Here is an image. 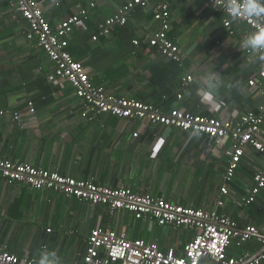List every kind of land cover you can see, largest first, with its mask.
Wrapping results in <instances>:
<instances>
[{
  "label": "crops",
  "instance_id": "1",
  "mask_svg": "<svg viewBox=\"0 0 264 264\" xmlns=\"http://www.w3.org/2000/svg\"><path fill=\"white\" fill-rule=\"evenodd\" d=\"M129 1L69 0L55 8L38 0V5L54 29L95 4L86 21L67 37L68 53L83 65L95 87L164 114L179 110L235 123L239 116L258 111L263 99L248 81L264 68V54L254 50L259 33L232 21L234 34L229 35L219 10L201 0H169L167 36L181 56L180 62L172 61L148 44L159 27L153 19L157 0H148L128 14L125 26L93 40L99 25ZM245 1L264 11V0ZM25 30L13 0H0L1 160L110 189L129 188L171 204L216 210L238 228L264 229V188L251 205L241 204L254 186L263 155L245 147L237 171L225 182L226 153L233 146L229 138L209 146L205 136L146 122L106 114L83 118L85 106L67 82L49 81L53 63L26 40ZM187 77L192 80L184 86ZM223 186L227 195L220 193ZM219 199L223 204L217 207ZM95 229L124 231L129 240L154 243L163 253L174 249L180 255L193 234L136 220L129 213L112 216L102 206L0 178V250L38 264L44 256L57 264H83L87 238ZM243 250L232 244L227 256L239 257Z\"/></svg>",
  "mask_w": 264,
  "mask_h": 264
},
{
  "label": "built area",
  "instance_id": "2",
  "mask_svg": "<svg viewBox=\"0 0 264 264\" xmlns=\"http://www.w3.org/2000/svg\"><path fill=\"white\" fill-rule=\"evenodd\" d=\"M46 1L59 8L69 0ZM168 1L156 2L153 19L159 27L148 38V44L166 58L180 62V49L167 36L170 28ZM201 1L225 15L223 27L229 35L234 34L232 21L245 24L257 33L264 32V11L249 1ZM13 2L17 14L26 22V40L35 43L53 63L54 69L49 81L63 80L72 87L75 97L85 106L83 118L91 120L93 115L106 114L118 120L146 122L153 126L213 138L215 143L219 144L229 138L233 146L226 153L228 161L224 173L225 182H230L233 178L244 156L245 147L249 146L264 156V68L258 72L256 78L248 81V85L257 89L262 96V105L256 112L239 116L235 123L222 122L212 116L193 115L179 110H171L164 114L140 101L117 97L95 87L83 65L68 53L67 37L74 26L86 21L90 10L95 7L94 3L66 17L53 29L46 21L38 0H13ZM146 4L148 0L127 2L99 25L98 35L94 36L93 40L108 36L115 26H125L128 14ZM134 45H137L136 41ZM254 50L256 53L264 54V45L258 44ZM246 53L250 55L252 51L247 50ZM191 80V77H187L183 85L186 86ZM134 136L136 137L137 134ZM0 178L7 182L23 184L36 191H52L91 206H102L112 216L129 213L136 220L152 222L159 227L182 228L193 232L192 238L184 245L180 255L174 249L163 253L154 243L129 240L124 231L117 233L110 229H95L87 238L83 264H264V251L252 256L246 251L236 258L227 256V249L232 244L237 249H243L245 245L254 242L262 249L264 229L260 230L254 226L238 228L232 218L219 214L216 210L206 211L171 204L150 195H138L129 188L110 189L10 160L0 159ZM262 188H264V163L256 171L254 186L245 192L241 204L251 205ZM220 193L227 195V188L223 186ZM222 204V199L217 200V207ZM0 264L38 263L27 257H18L0 250Z\"/></svg>",
  "mask_w": 264,
  "mask_h": 264
},
{
  "label": "clouds",
  "instance_id": "3",
  "mask_svg": "<svg viewBox=\"0 0 264 264\" xmlns=\"http://www.w3.org/2000/svg\"><path fill=\"white\" fill-rule=\"evenodd\" d=\"M254 43L264 45V32L258 34V39ZM205 99L210 100V96L206 94ZM39 264H57V262L55 260L50 261L48 256H44L40 259Z\"/></svg>",
  "mask_w": 264,
  "mask_h": 264
},
{
  "label": "trees",
  "instance_id": "4",
  "mask_svg": "<svg viewBox=\"0 0 264 264\" xmlns=\"http://www.w3.org/2000/svg\"><path fill=\"white\" fill-rule=\"evenodd\" d=\"M180 229H182V228H180ZM260 250H261L260 245H257L254 242H250L248 245L244 246V250L241 252V254H243V252L246 251V252H249L250 256H252V255L256 254L257 252H259Z\"/></svg>",
  "mask_w": 264,
  "mask_h": 264
},
{
  "label": "water",
  "instance_id": "5",
  "mask_svg": "<svg viewBox=\"0 0 264 264\" xmlns=\"http://www.w3.org/2000/svg\"><path fill=\"white\" fill-rule=\"evenodd\" d=\"M215 142H216L215 139H213V138L209 139V138H208V139L206 140V142H205V145H209V146H210V145H212V144L215 143ZM260 251L263 252V251H264V248L261 249Z\"/></svg>",
  "mask_w": 264,
  "mask_h": 264
}]
</instances>
